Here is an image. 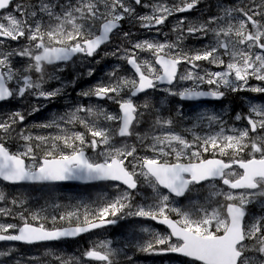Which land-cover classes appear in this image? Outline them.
I'll return each mask as SVG.
<instances>
[{"label":"snow or ice","instance_id":"1","mask_svg":"<svg viewBox=\"0 0 264 264\" xmlns=\"http://www.w3.org/2000/svg\"><path fill=\"white\" fill-rule=\"evenodd\" d=\"M198 2L182 0L180 5L168 7L146 4L142 0H37L35 4H16L14 10L20 14L18 18L12 11H3L10 9L13 0H0V102L23 98L26 94L45 100L60 95L62 88L44 89L46 65L66 64L78 54L93 57L125 19L138 20L141 28L155 29L159 33L157 26L164 24L168 16L190 11ZM136 5L151 8V12L138 15ZM183 23L181 20L180 25ZM185 31L200 39L211 34L212 40L202 49L185 50L181 47ZM130 35L123 33L125 39ZM21 39H26L28 45L6 47L8 41ZM140 52H149L154 59L142 60ZM112 55L126 60L134 70V77L117 78V68L109 74L112 79L108 83L99 82L78 95L111 100L119 105V113L77 105L62 116L36 125L56 130L48 134L18 128L26 116L21 111L10 113L0 120V181L13 185L111 181L118 182L112 185L117 195L95 205L80 202L74 209L61 213L59 220L67 219L68 227H46L43 221L48 217L41 214L44 209L30 213L34 223L21 212L22 225L0 224V241L29 245L59 241L115 224L118 219L137 217L156 221L169 229L165 235L142 228L150 238L137 245L138 251L176 253L189 258L193 264H264V216L245 222L247 206L264 197V105L251 104L248 115L236 114L237 121H247L243 129L228 127L218 114L200 113L194 127L206 121L209 127L219 130L204 135L193 133L188 139L174 130L172 119L162 116L156 118L153 134L142 136L136 132L138 117L143 115L139 108L149 105L146 101L138 106L132 99L150 89L187 101L220 99L225 95L224 90L264 93V86H249V79L264 81V0H244L238 6L222 8L220 15L209 17L204 23L191 25L186 30L180 27L175 42L155 38L138 40L132 42L130 49L117 48ZM14 57L27 59L22 70L14 66ZM224 57H228L227 61ZM201 61L222 70H207L199 63ZM181 64L190 66L184 74H180ZM33 71L39 74L37 79L30 75ZM92 74L90 69L88 75ZM47 79L58 77L49 75ZM178 81H192L193 86L177 89ZM201 83L211 87L202 90ZM165 84L169 87L159 88ZM125 89L130 92L127 98L122 95ZM38 110L37 107L32 111ZM101 117L116 127L100 124ZM76 124L85 131H75ZM13 133L23 141L22 150L12 152L6 146L4 141ZM115 136L123 138L119 145L115 143ZM133 136L151 156H140L136 145L128 143ZM147 139L151 143L146 144ZM88 148L96 154V159L86 154ZM38 152L42 155H37ZM209 152L212 158H206ZM244 153L249 158H244ZM217 155L229 159L217 158ZM140 177L155 193L152 204L132 203L138 195ZM218 180L228 191L220 190L212 195L223 196L228 202L220 205L224 212L218 207L209 210L196 202H192L196 206L185 210L172 199L184 197L193 190L192 186L204 182H211V187L216 188ZM0 202L12 205L0 207V214L5 216L25 204L20 198L9 202L4 192H0ZM56 220L53 215V224ZM10 254L11 250L0 252V256ZM119 254L120 250L114 248L111 241H102L86 250L82 259L59 256L56 259L59 264H86L88 261L119 264ZM127 259L131 261L132 257Z\"/></svg>","mask_w":264,"mask_h":264},{"label":"rangeland","instance_id":"2","mask_svg":"<svg viewBox=\"0 0 264 264\" xmlns=\"http://www.w3.org/2000/svg\"><path fill=\"white\" fill-rule=\"evenodd\" d=\"M22 1H24V0H18V1H16L15 3H13L12 7L8 10V11H12L13 14L16 15L18 18L20 17V14H19L18 12H15L14 9H15V5H16V4H23ZM23 5H24V4H23ZM8 11H7V12H8ZM5 13H6V12H5ZM3 22H4V23H7L6 21H3ZM23 67H25V66H21V67L18 66L17 69H21V70H22ZM74 67H75V65L72 66V68H74ZM33 73H34V72H33ZM33 73L31 72L30 75L32 76ZM64 82H65L64 79H60V84H63ZM182 82L186 83V87H189V84H188L187 81H178V85H177L178 89H182V88H181V83H182ZM45 85H46L49 89H55L54 84H53L52 82H51L50 84L45 83ZM60 86H61V85H60ZM57 88H58V87H57ZM60 102L62 103V105H65V104H66L65 99H61ZM227 103H228V100H227L226 102H223L222 105L218 106V109H217V110L213 109L212 112H209L207 109H198V110H196V111L193 113V117H189V116L186 115V118H187L188 121L190 122L191 128H192V129H193V128H196V129L199 131V134H200V135H204L205 132L218 131L219 129H218L217 127H215V126L209 127L206 121L202 122L201 125H200L199 127H194V124L196 123V117H197L198 114H200V113H213V114L221 115V112L225 110V108H226V106H227ZM216 106H217V105H216ZM40 109L42 110L43 107H41ZM71 109H74V107L71 108ZM219 112H220V113H219ZM243 115H248V114L244 113ZM232 121L234 122V119H233V118H232ZM241 121H242V122H241L240 124L238 123L237 125L228 124L227 122H226V124H227L228 127H236V128H241V129H243L242 127H243V122H244V121H243V120H241ZM29 122H30V121H29ZM45 122H46V121H44L43 123H45ZM181 129H183V128H181ZM40 130H41V128H37V131H38V132H39ZM192 131H193V130H192ZM176 132H178V131L176 130ZM34 134H38V133H34ZM190 137L192 138V134H191ZM20 141H22V140L19 138L18 135H16V140H15V142H14V147H15L16 150H22V148H21L22 144L20 143ZM130 159H131V158H130ZM214 192H216L215 189H213V188H208V193H209V195L213 196L212 193H214ZM150 193H151L152 195L154 194V192H153L152 190L150 191ZM138 202H139V200H138L137 198H134L133 201H132L133 205H137ZM0 205H5V203L0 202ZM10 205H11V204H10ZM11 206H12V205H11ZM248 207H250V209H251V211H252V213H251V217L249 218V222H251V221L253 220L254 217L264 216V199H260V198H258V199L256 200L255 203L249 204ZM2 215H3V214H0V218H2ZM15 219H20V215L17 214L16 217H15ZM247 223H248V222H247ZM143 235H147V233H144V232H142V231H141V232L133 233L130 237H128V241H132V240H134V239H139V238H141ZM123 242H124L123 239H122V241L118 239V240H114V241H112V244L117 245V246H121V245L123 244ZM96 243H97V242H96ZM117 259L120 260L121 258L118 256ZM119 264H122V263L119 262ZM124 264H131V261H129V260H125Z\"/></svg>","mask_w":264,"mask_h":264},{"label":"flooded vegetation","instance_id":"3","mask_svg":"<svg viewBox=\"0 0 264 264\" xmlns=\"http://www.w3.org/2000/svg\"><path fill=\"white\" fill-rule=\"evenodd\" d=\"M235 167V166H234ZM239 171V169H237Z\"/></svg>","mask_w":264,"mask_h":264}]
</instances>
